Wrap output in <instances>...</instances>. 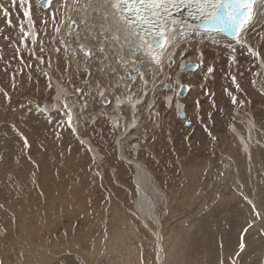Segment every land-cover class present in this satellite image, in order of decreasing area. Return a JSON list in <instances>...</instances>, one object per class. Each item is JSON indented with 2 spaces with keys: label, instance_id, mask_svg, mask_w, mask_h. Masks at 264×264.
Returning a JSON list of instances; mask_svg holds the SVG:
<instances>
[{
  "label": "rangeland",
  "instance_id": "rangeland-1",
  "mask_svg": "<svg viewBox=\"0 0 264 264\" xmlns=\"http://www.w3.org/2000/svg\"><path fill=\"white\" fill-rule=\"evenodd\" d=\"M41 1L0 0L3 264H264V24H258L264 12L241 40L261 59L222 38L191 39L157 81L150 96L156 95V116L143 109L139 138L123 147L126 156L143 162L159 189L154 194L148 186L157 220L145 224L134 207L135 168L117 145L123 128L107 115L85 122L88 114L79 112L80 133L97 155L82 143L73 119L68 126L65 99L54 106L51 73L77 107H101L100 88L115 85L101 62L89 60L92 72L83 71L84 59L78 62V52L67 50V14L81 0H72L73 8L68 0H54L49 9ZM188 63H198L199 70L183 73ZM180 85L192 87L183 99ZM170 92L176 97L168 106L163 94ZM134 142L140 152L130 150Z\"/></svg>",
  "mask_w": 264,
  "mask_h": 264
},
{
  "label": "bare ground",
  "instance_id": "bare-ground-1",
  "mask_svg": "<svg viewBox=\"0 0 264 264\" xmlns=\"http://www.w3.org/2000/svg\"><path fill=\"white\" fill-rule=\"evenodd\" d=\"M56 1L58 2L60 0ZM67 4L69 8L74 7L72 0H68ZM186 11L188 10L184 9L176 15L181 20L186 21L182 42L179 47L174 50L176 54L179 49H181L186 43L190 42L191 39L200 40L204 38H222V40L229 41V43H236L231 39V37L221 33L209 32L200 29L197 27L196 23L190 20L189 15H185ZM261 12H264V3H262L261 0H256L252 12V18L250 19L249 24H246L242 28L240 33L241 40L245 37L247 30L255 23L258 14L260 15ZM105 13H108L107 20L104 18ZM73 23L77 25L76 30L72 28ZM66 24L68 26V30L65 35H63V39L66 41L67 50L78 52V56L76 58H79L78 62L84 59L81 63V69L83 71L92 72L93 69L89 66V64H86L87 61L96 60L99 63L101 62L104 72L103 75L115 85L112 88H100V97L97 100L99 101L98 105H101V107L94 109L92 105L93 103L90 104L89 102H85L77 107L73 101L74 99H72L74 96L71 91L51 73L52 83L56 89L54 106H58L59 102L65 99L64 102L67 104L68 109L72 113V119L78 132L77 134H79L81 141H83V143L89 148L91 147L93 152L97 155H100L97 147L89 138L82 136L80 133L81 123L78 119V115L80 114L79 112L83 111L85 114L87 113L89 116L88 118H90L92 123H97L100 116L107 115L111 123L116 124V126L120 125V127L123 128L120 136H118L117 145H119L121 158L132 164L135 168L133 176V183L137 192V196L134 201L135 211L145 224L147 218H154L157 220V204L153 197L149 195L150 191L148 189V186L152 187L151 191L154 194L159 192L158 187L153 183V175L147 170V167L143 165V162L139 161V158L135 159L134 157V159H131L128 155L126 156L123 147L127 143L126 141L128 139L139 138L137 134L139 133L138 127L141 123L140 116H142L141 111L143 109L146 108L151 112V115L154 113L156 116V110H153L156 102V95L152 96L151 99L150 96L156 88L157 81L164 75H167V66L169 61L167 59L164 60L163 70L161 71L159 66L154 63H150L147 56L141 55L140 57H131L130 54L121 52L119 44L115 41H104L101 36V32L109 26H112L113 28L115 27L114 22L111 20L110 11L106 8H100L99 5H96L95 8L89 6L88 0H81V5H77L76 11L71 15L67 14ZM258 24H264V15L260 17V22ZM187 25H192V27L188 28ZM121 39H123V33H121ZM241 42L245 46L254 49L247 43V41ZM194 43L199 42H192V44ZM84 44H86L85 46L90 49L91 55H85V53L81 50V45ZM101 46L105 48L104 52L99 51ZM255 52L257 51L255 50ZM176 54L172 56V59L174 57L176 59ZM258 57L261 59L260 54ZM182 59H184L182 60V64L187 62L186 58ZM133 60H135L136 63H133ZM182 64H180V66H182ZM135 68L139 69V72H137ZM128 72L132 77L130 80L125 79V75ZM140 73L143 74V79H141ZM90 83L91 82H88V84ZM136 84H142L143 88L137 90L136 86H134ZM262 87L264 90L263 85ZM169 96L172 98L171 101L168 100ZM105 97H108L109 99L111 98V102L108 106L103 104V99ZM163 97L165 99L164 102H168V106H170V103L174 102L176 96L173 92H170L168 94H163ZM110 105H113V107L110 108ZM177 105L178 104H176V106ZM179 105H182V107H180V110H182V108H184V104ZM54 106L52 104L49 108H54ZM236 112H238V110H236ZM232 132H236V126H234V124H232ZM238 140H240V142H244V138H242L240 134H238ZM129 148L131 151L136 152H140V150H142V146L136 142L131 144Z\"/></svg>",
  "mask_w": 264,
  "mask_h": 264
},
{
  "label": "snow or ice",
  "instance_id": "snow-or-ice-1",
  "mask_svg": "<svg viewBox=\"0 0 264 264\" xmlns=\"http://www.w3.org/2000/svg\"><path fill=\"white\" fill-rule=\"evenodd\" d=\"M76 2H79V0H76ZM261 2L264 3V0H261ZM44 3L46 6H51L53 0H44ZM255 3L256 0H88L89 6L95 8L96 5H99L100 8H106L110 11L111 20L114 22L115 27L109 26L101 32L104 41H115L119 44L120 51L130 54L131 57L147 56L150 63L159 66L161 71L165 59L169 61V67L175 66L172 56L176 54L174 50L179 47L184 37L186 21L181 20L173 12L179 13L186 8L188 9V15L193 19L199 20L204 17L202 23L197 27H204L209 32L225 33L236 44L244 47L245 45L240 38V30L251 19L250 13H252ZM0 9H2V6H0ZM4 15L7 17L8 12L4 11ZM28 15V11H25V16ZM104 18L108 19V13L104 14ZM32 25L33 22L29 19V28ZM187 27L191 28L192 25H187ZM21 32L24 37L29 36V32L23 26H21ZM121 33H123V39H121ZM35 42V40L32 41V43ZM81 50L85 55H91L90 49L86 46L81 45ZM233 50L235 49L233 48ZM248 50L253 56H259V53L253 51L250 47ZM99 51L104 52L105 48L101 46ZM184 51L186 49L181 50V57ZM200 55L202 58L203 54ZM133 63H136V61L133 60ZM187 67L194 66L188 65ZM261 67L264 68V61H261ZM135 70L139 72V69ZM212 71V68H208L209 73ZM140 76L143 79L142 73H140ZM233 83H235V78H233ZM166 87L171 90L170 85ZM236 87L239 91L238 84ZM4 96L6 99L8 98L6 92ZM171 99L169 96L168 100L171 101ZM233 103H236L235 97H233ZM180 107L182 105L178 104L177 108ZM65 108H67V104H65ZM66 115L68 126L71 127V111L68 110ZM23 139L25 147H28L27 139ZM253 211H256L255 206H253ZM256 215L259 216V213L257 212ZM243 247L244 244L241 243L240 249L243 250ZM0 264H3L2 260H0Z\"/></svg>",
  "mask_w": 264,
  "mask_h": 264
},
{
  "label": "water",
  "instance_id": "water-1",
  "mask_svg": "<svg viewBox=\"0 0 264 264\" xmlns=\"http://www.w3.org/2000/svg\"><path fill=\"white\" fill-rule=\"evenodd\" d=\"M53 2H54V0H53ZM76 3H78V2H76ZM39 6L40 7H43L44 9H49L51 6H46V4L44 3V0H42L40 3H39ZM254 6H255V4L253 5V8H254ZM253 12V11H252ZM250 16H251V18H252V13H250ZM192 21L194 22V23H196V25H200L201 23H202V19H199V20H197V19H193L192 18ZM250 21V20H249ZM249 21L247 22V23H245L244 24V26L246 25V24H249ZM243 26V27H244ZM72 28L73 29H77V25L75 24V23H73L72 24ZM200 29H202V30H204V31H208L207 29H205L204 27H199ZM241 31H242V29L240 30V33H241ZM216 33V32H215ZM221 34H223V35H226V36H228L227 34H225V33H221ZM229 37V36H228ZM188 65H192V66H194V67H191V68H189V67H187ZM135 69H137V68H135ZM199 70V65H198V63H188L186 66H184L183 67V69H182V72L183 73H189V72H196V71H198ZM132 77H131V75L129 74V72L128 73H126V75H125V79H127V80H130ZM182 86H183V88H182ZM189 92H190V86L189 85H180V87H179V90L177 91V93H178V97L180 98V99H183V98H185L188 94H189ZM103 104L105 105V106H108L109 104H110V99H108V97H105L104 99H103ZM42 107H44V104L42 105ZM103 116V115H102ZM83 121H85V122H91L90 121V118H88L86 115H84L83 117ZM181 118L182 119H185L186 118V115H181ZM91 148V147H90ZM91 150H92V148H91ZM93 151V150H92Z\"/></svg>",
  "mask_w": 264,
  "mask_h": 264
}]
</instances>
